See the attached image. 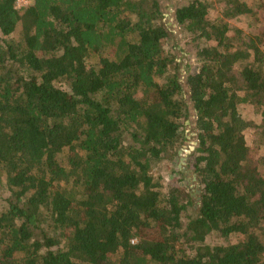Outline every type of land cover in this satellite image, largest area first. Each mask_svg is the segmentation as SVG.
I'll list each match as a JSON object with an SVG mask.
<instances>
[{
    "label": "trees",
    "instance_id": "1",
    "mask_svg": "<svg viewBox=\"0 0 264 264\" xmlns=\"http://www.w3.org/2000/svg\"><path fill=\"white\" fill-rule=\"evenodd\" d=\"M16 2L0 0V264H264V156L238 112L258 110L264 144V2ZM244 16L255 34L229 28ZM186 127L198 189L162 194L152 173Z\"/></svg>",
    "mask_w": 264,
    "mask_h": 264
},
{
    "label": "rangeland",
    "instance_id": "2",
    "mask_svg": "<svg viewBox=\"0 0 264 264\" xmlns=\"http://www.w3.org/2000/svg\"><path fill=\"white\" fill-rule=\"evenodd\" d=\"M200 1H208L213 5V9L210 11V13H217L219 12L220 7L218 6V0H200ZM240 2L246 3L250 7H255L259 1L264 2V0H239ZM32 2L30 0H17L16 7L17 9H23L27 6H29ZM165 16L169 20V24H171V6L170 4H165ZM250 20L247 16L235 19L233 21H230L229 28L233 31L235 29H239L243 31L244 33H247L248 35L255 34V30L249 27ZM174 28V27H173ZM175 31V43L179 46L178 49L180 51H183L182 56H184V59H180L179 63L181 64L182 69L184 70L183 77L188 74V72L194 73L197 71V62L195 60V54L194 50H190V48L187 46V41L189 40V36L185 35L184 33H177V29L173 30ZM13 39L16 38V34L12 36ZM180 58L181 55H178ZM91 63L92 60L88 59L87 63ZM94 63V62H92ZM186 68V69H185ZM183 98V97H182ZM186 98V97H184ZM178 99H181V96L178 97ZM238 112L243 120L250 123L251 126L245 131L244 133V139L246 142L247 147L250 150V155L255 158H259L264 156V144L260 143V139L258 136V129L257 127L261 123V117L256 108H254L251 105H240L238 107ZM184 136H185V142L182 144L181 149L178 153V158L174 161L167 160L166 162H163L160 166H158L152 173L155 179H160L161 188L160 193L165 194L169 190L170 186L173 185L175 188H182L185 189L187 192H196L198 189V186L196 184L195 174L193 173V165L192 162H190L189 155L193 152L195 147V141L193 140V134L190 133V128L186 127L183 130ZM191 164H190V163ZM183 167L185 169V172L187 175H185L184 179H182L181 176L177 173L179 170V167ZM186 167V168H185ZM264 176V172H262ZM193 192L191 194H193ZM198 192V191H197ZM4 192L2 189H0V209L2 205V200L4 197ZM238 237L236 236H230L229 238L225 239L220 237L217 234H212L207 238V243L211 246H226L229 244H233L238 242Z\"/></svg>",
    "mask_w": 264,
    "mask_h": 264
},
{
    "label": "built area",
    "instance_id": "3",
    "mask_svg": "<svg viewBox=\"0 0 264 264\" xmlns=\"http://www.w3.org/2000/svg\"><path fill=\"white\" fill-rule=\"evenodd\" d=\"M33 0H30V2H32ZM17 8V7H16Z\"/></svg>",
    "mask_w": 264,
    "mask_h": 264
}]
</instances>
